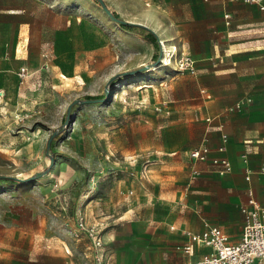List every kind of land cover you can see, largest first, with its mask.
Segmentation results:
<instances>
[{
	"label": "rangeland",
	"instance_id": "rangeland-1",
	"mask_svg": "<svg viewBox=\"0 0 264 264\" xmlns=\"http://www.w3.org/2000/svg\"><path fill=\"white\" fill-rule=\"evenodd\" d=\"M21 1L18 48L16 26L0 27V176L18 179L0 181V264H47L34 262L38 243L93 264L88 232L101 238L117 217L149 206L143 197L164 191L150 179L190 158L180 109L195 64L172 17L186 0H103L118 19L153 30L160 58L145 29L121 27L93 0ZM162 41L175 52L153 69ZM105 91L104 101L73 104L64 122L70 103ZM156 201L153 209L164 205Z\"/></svg>",
	"mask_w": 264,
	"mask_h": 264
},
{
	"label": "crops",
	"instance_id": "crops-1",
	"mask_svg": "<svg viewBox=\"0 0 264 264\" xmlns=\"http://www.w3.org/2000/svg\"><path fill=\"white\" fill-rule=\"evenodd\" d=\"M172 9L174 24L195 64L192 94L180 109L189 113L193 139L184 150L205 148L206 157L196 160L181 155L169 169L158 172V179H150L164 189L161 196H153L164 204L161 210L153 209L157 201H149L146 195L143 201L149 206L135 213L126 211L104 229L100 239L108 264L198 260L210 248L195 246L192 255H185L180 247L187 242L186 232L201 233L206 224L213 225L236 243L248 189L264 206V10L243 0H186ZM24 11L21 0H0V27L16 26L17 48L26 38L27 23L17 22ZM181 134L189 137L186 129ZM174 148L168 150L174 152ZM215 159L227 160L230 171L220 174ZM36 248L34 262H72L68 250L45 249L41 243ZM87 248L85 255L97 264L93 248Z\"/></svg>",
	"mask_w": 264,
	"mask_h": 264
},
{
	"label": "built area",
	"instance_id": "built-area-1",
	"mask_svg": "<svg viewBox=\"0 0 264 264\" xmlns=\"http://www.w3.org/2000/svg\"><path fill=\"white\" fill-rule=\"evenodd\" d=\"M246 3L256 4L260 10H264V0H243ZM161 45V42H160ZM183 66V64H182ZM193 70V61L185 62ZM19 77L25 79L27 73L25 68H21ZM207 149L198 148L190 152V158L204 160ZM213 164L221 166L219 173L230 171L231 167L227 160H213ZM264 170V169H262ZM249 180V174L246 175ZM248 201L241 207L244 215L240 240L231 243L227 235L217 226L205 225L201 233L186 232L187 242L180 247V251L185 255H192L195 246L210 248L208 254L200 259L187 264H264V206L258 204L251 189H248ZM83 219H78V226L83 230ZM91 240V247L94 250V260L97 264H108L102 251V241L99 236L93 233V229L88 232Z\"/></svg>",
	"mask_w": 264,
	"mask_h": 264
},
{
	"label": "trees",
	"instance_id": "trees-1",
	"mask_svg": "<svg viewBox=\"0 0 264 264\" xmlns=\"http://www.w3.org/2000/svg\"><path fill=\"white\" fill-rule=\"evenodd\" d=\"M95 3L100 4V1H102L104 3V5L106 6V8H108V10L110 11V13L115 17H116V14L114 11H112L108 6L107 4L103 1V0H93ZM118 19V18H117ZM121 27L129 30L130 27L134 28V27H138V28H143L141 26H138V25H132V24H121ZM145 29V28H143ZM146 32H147V36L148 38H146L152 45L153 47L155 48L154 50L157 51L158 53V56H159V44L157 42V39L154 35V33L148 29H145ZM86 100H89V101H97V100H101L103 99V95H87L84 97ZM0 181H4V182H10V183H14L15 181H18V179H16L15 177H9V176H0Z\"/></svg>",
	"mask_w": 264,
	"mask_h": 264
},
{
	"label": "water",
	"instance_id": "water-1",
	"mask_svg": "<svg viewBox=\"0 0 264 264\" xmlns=\"http://www.w3.org/2000/svg\"><path fill=\"white\" fill-rule=\"evenodd\" d=\"M100 4H101V7H102V9H103V11L113 20V21H115V22H117V23H119V24H132V25H138V26H141V27H143V28H145V29H148V30H150V31H152L150 28H148V27H146L145 25H142V24H139V23H134V22H130V21H126V20H122V19H117V18H115L111 13H110V11L108 10V8H106V6L104 5V3L102 2V1H100ZM160 56H161V50H160V53H159V58H160ZM106 98H107V92L105 91V97L103 98V99H101V100H97V101H89V100H85V101H81V100H78V99H76V100H74L72 103H70V105L68 106V109H67V114H66V118H65V123L67 122V119H68V116H69V111H70V108H71V106L73 105V104H77V103H80V102H86V103H88V102H99V101H104V100H106ZM47 172V169L43 172V173H46ZM32 178H34V177H32Z\"/></svg>",
	"mask_w": 264,
	"mask_h": 264
},
{
	"label": "bare ground",
	"instance_id": "bare-ground-1",
	"mask_svg": "<svg viewBox=\"0 0 264 264\" xmlns=\"http://www.w3.org/2000/svg\"><path fill=\"white\" fill-rule=\"evenodd\" d=\"M162 45H163V49H164V59L160 62V63H161L160 66L154 67L153 69H157V68H159V67L166 66V65H167V62H168V60H169V58H170V56H171V52H170V50L172 49V51L175 52V48H174V47H171V49H170V47H168V46L165 44L164 41L161 42V47H162Z\"/></svg>",
	"mask_w": 264,
	"mask_h": 264
}]
</instances>
